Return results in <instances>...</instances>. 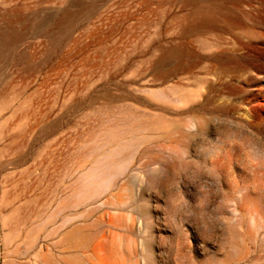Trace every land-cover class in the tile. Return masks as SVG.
<instances>
[{"label":"rangeland","instance_id":"374dc122","mask_svg":"<svg viewBox=\"0 0 264 264\" xmlns=\"http://www.w3.org/2000/svg\"><path fill=\"white\" fill-rule=\"evenodd\" d=\"M79 1L27 0L37 18L0 71V253L21 239L24 264H264V0L216 2L232 15L195 33L189 14L215 1L101 0L52 50ZM206 98L234 110L196 109Z\"/></svg>","mask_w":264,"mask_h":264},{"label":"bare ground","instance_id":"6f19581e","mask_svg":"<svg viewBox=\"0 0 264 264\" xmlns=\"http://www.w3.org/2000/svg\"><path fill=\"white\" fill-rule=\"evenodd\" d=\"M55 2L56 0H49ZM97 1L95 4L88 5L86 0H80L71 8L65 10L62 15L58 17L55 22H52L51 29L47 31L48 38L50 42V48L56 50L60 47L61 43L68 40L70 36L74 33L79 24L83 22L90 21L92 14L99 10L97 5L101 0ZM185 1V0H178ZM190 2L198 3L203 0H186ZM204 1H230V0H204ZM36 4L33 8L28 7L27 0H0V71L6 64V57L9 56L10 52L15 49V47L20 43L21 38L24 34L23 27L28 21L29 16L37 18ZM232 7L221 4H207V5H196L194 10L189 14V20L184 23L183 31L184 33H195L198 31L210 30L214 27L220 25V18H228L232 15ZM36 22V21H35ZM230 20L227 21V25H230ZM185 47L176 46L166 55H163L156 61L157 68H162L171 65L170 61L172 56H177L185 52ZM213 61L222 62L223 57L215 56ZM179 65V64H178ZM216 69V68H215ZM197 94L184 95L182 100L179 101L181 104H187L192 101ZM2 94L0 93V98ZM203 97V96H202ZM7 103L5 100L1 99L0 104ZM212 102L206 98L204 101L196 106L198 110L209 109L215 112L233 111V105L228 106L227 104L218 105L214 108L211 107ZM240 113V112H239ZM241 114V113H240ZM242 115V114H241ZM240 116V115H239ZM255 126V125H254ZM257 127V125H256ZM260 128V126H258ZM258 128V129H259ZM248 132V131H247ZM1 136V135H0ZM218 149V148H217ZM222 150V149H221ZM220 151V150H219ZM221 152V153H220ZM216 155V162L219 165L223 176L226 178L230 177L232 174V168L235 164L234 158L231 156L230 152L220 151ZM248 152V151H247ZM1 155V154H0ZM3 155V154H2ZM8 237V235H7ZM4 237V238H7ZM8 242L5 248L0 253V264H24L27 258V251L22 250L23 241L20 239H15ZM13 243V244H12ZM12 245V246H11Z\"/></svg>","mask_w":264,"mask_h":264}]
</instances>
